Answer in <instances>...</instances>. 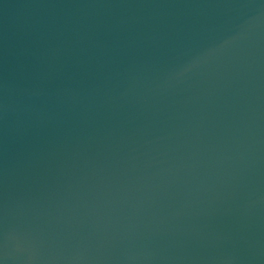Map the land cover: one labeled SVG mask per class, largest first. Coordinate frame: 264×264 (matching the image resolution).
Instances as JSON below:
<instances>
[{
	"label": "water",
	"instance_id": "95a60500",
	"mask_svg": "<svg viewBox=\"0 0 264 264\" xmlns=\"http://www.w3.org/2000/svg\"><path fill=\"white\" fill-rule=\"evenodd\" d=\"M0 264H264V0H0Z\"/></svg>",
	"mask_w": 264,
	"mask_h": 264
}]
</instances>
